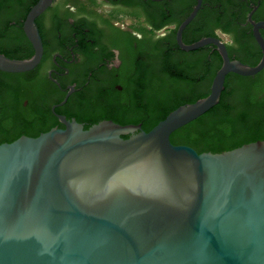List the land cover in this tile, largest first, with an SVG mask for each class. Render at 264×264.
I'll use <instances>...</instances> for the list:
<instances>
[{"label": "water", "instance_id": "water-1", "mask_svg": "<svg viewBox=\"0 0 264 264\" xmlns=\"http://www.w3.org/2000/svg\"><path fill=\"white\" fill-rule=\"evenodd\" d=\"M52 1L38 0L24 21L33 55L0 54V69L39 63L35 18ZM201 3L176 40L184 50L212 43L219 51L207 95L147 131L110 119L84 128L59 115L64 127L0 143V264H264V140L198 152L170 138L219 102L228 73L264 68V21L254 23L262 49L254 65L230 59L218 37L182 41Z\"/></svg>", "mask_w": 264, "mask_h": 264}, {"label": "flooded vegetation", "instance_id": "flooded-vegetation-1", "mask_svg": "<svg viewBox=\"0 0 264 264\" xmlns=\"http://www.w3.org/2000/svg\"><path fill=\"white\" fill-rule=\"evenodd\" d=\"M37 1L0 0V54L13 59L33 55L24 21ZM196 2L53 0L35 18L43 45L39 63L23 72L0 69L2 125L9 128L15 121L19 127H64L59 115L76 119L73 113L82 97L90 104L105 96L119 102L124 100L126 87L164 83L172 73L162 66L182 61L177 28ZM261 21L264 0H202L182 31V41L194 39L200 32L204 33L201 38L218 37L226 44L230 59L253 65L262 56L254 35V23ZM259 31L264 39V27ZM205 46L209 54L219 53L214 44ZM261 72L264 68L254 75L233 73L254 77ZM70 86L74 90L62 103ZM79 122L84 128L92 125ZM21 135L35 136V132L23 131ZM4 141L9 140L0 138Z\"/></svg>", "mask_w": 264, "mask_h": 264}, {"label": "trees", "instance_id": "trees-1", "mask_svg": "<svg viewBox=\"0 0 264 264\" xmlns=\"http://www.w3.org/2000/svg\"><path fill=\"white\" fill-rule=\"evenodd\" d=\"M203 34L200 32L194 39L185 36V42L196 41ZM181 51V62L162 66L172 73L164 79V83L149 87H126L124 100L119 102L105 96L102 101L90 104L82 97L74 116L78 121L92 124L103 119L121 124L141 123L147 131L179 105L207 95L222 63L221 56L217 51L209 54V48L205 45ZM176 81H179L178 84ZM3 114L0 117V138L9 140L7 142L18 138L23 131L35 132L37 136L39 131L50 128L19 127L20 124L15 121L6 128L1 122ZM89 126L86 124L85 128ZM10 136H13L12 139ZM170 138L173 143L190 145L198 152H221L251 141L264 140V72L254 77L228 73L219 102L198 118L173 131Z\"/></svg>", "mask_w": 264, "mask_h": 264}]
</instances>
